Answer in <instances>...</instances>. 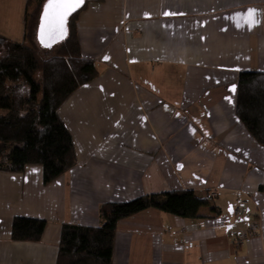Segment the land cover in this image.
<instances>
[{
    "label": "crops",
    "instance_id": "obj_1",
    "mask_svg": "<svg viewBox=\"0 0 264 264\" xmlns=\"http://www.w3.org/2000/svg\"><path fill=\"white\" fill-rule=\"evenodd\" d=\"M26 3L0 0V36L23 41ZM76 35L97 70L58 111L76 163L48 185L38 165L0 172V264H56L64 224L182 191L210 199L200 217L120 220L112 264H264V150L235 114L238 74L264 73V0H87ZM15 217L44 220L41 240L12 242Z\"/></svg>",
    "mask_w": 264,
    "mask_h": 264
},
{
    "label": "trees",
    "instance_id": "obj_2",
    "mask_svg": "<svg viewBox=\"0 0 264 264\" xmlns=\"http://www.w3.org/2000/svg\"><path fill=\"white\" fill-rule=\"evenodd\" d=\"M47 0H27L23 17V41L0 36V172L20 173L26 166L42 168L48 185L75 166L70 133L58 111L72 94L97 77L95 60L82 57L73 14L66 38L41 47L37 40L39 19ZM235 114L248 134L264 150V73L237 76ZM258 191L264 196L263 180ZM209 198L191 191L147 195L126 203L100 206L97 228L64 224L61 227L56 264H112L116 224L148 209L184 220L197 219ZM216 215L217 210L211 207ZM46 222L15 217L12 242L37 243Z\"/></svg>",
    "mask_w": 264,
    "mask_h": 264
},
{
    "label": "water",
    "instance_id": "obj_3",
    "mask_svg": "<svg viewBox=\"0 0 264 264\" xmlns=\"http://www.w3.org/2000/svg\"><path fill=\"white\" fill-rule=\"evenodd\" d=\"M87 0H68L67 5L63 8L49 7L50 0L44 4L42 14L39 19L37 30V40L41 47H50L66 38V27L68 19L82 9ZM55 5L56 0H52ZM63 16V25L61 27L59 15Z\"/></svg>",
    "mask_w": 264,
    "mask_h": 264
},
{
    "label": "built area",
    "instance_id": "obj_4",
    "mask_svg": "<svg viewBox=\"0 0 264 264\" xmlns=\"http://www.w3.org/2000/svg\"><path fill=\"white\" fill-rule=\"evenodd\" d=\"M246 214H247V211H246V203L245 202H243L242 204L237 206L233 211V217L236 221H240V220L245 219ZM258 230H259V225L256 222H252L248 226V230L246 233L238 234L236 236V242L240 244L241 242L256 236L258 234Z\"/></svg>",
    "mask_w": 264,
    "mask_h": 264
},
{
    "label": "snow or ice",
    "instance_id": "obj_5",
    "mask_svg": "<svg viewBox=\"0 0 264 264\" xmlns=\"http://www.w3.org/2000/svg\"><path fill=\"white\" fill-rule=\"evenodd\" d=\"M67 2H68V0H56L55 5H53L52 0H50L49 7L55 6V7L63 8V7H65L67 5ZM65 14L66 13H62V14L59 15V21H60L61 27L63 25V16ZM166 15H167V13H166Z\"/></svg>",
    "mask_w": 264,
    "mask_h": 264
}]
</instances>
